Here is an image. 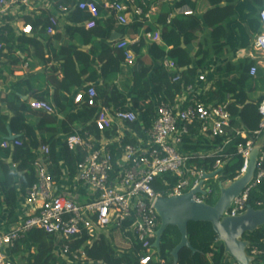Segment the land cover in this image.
I'll return each instance as SVG.
<instances>
[{"label": "trees", "instance_id": "16d2710c", "mask_svg": "<svg viewBox=\"0 0 264 264\" xmlns=\"http://www.w3.org/2000/svg\"><path fill=\"white\" fill-rule=\"evenodd\" d=\"M239 4L245 6L244 12L248 18L256 20L258 33L261 32L258 12L264 7V0H175L173 5L162 3L156 24L160 30L162 41L165 46L170 47L169 50L166 53L155 43H151L148 46L151 60L145 62L142 59L141 49L146 46V42L143 37H140L139 43L133 46V51L138 55V68L126 77L120 86L112 84L111 77H108L121 70L124 62L121 50L109 46L105 41H99L94 48V52L97 54L93 53L90 57L88 54H83V59H80L81 53L77 47H62L60 50L63 55L61 68L64 75L60 88L69 92L72 88L81 86L84 82L83 77L87 74L93 79L100 77L102 83L95 86V105L87 107L85 104H80L77 112L70 113L66 120L60 122L58 125L60 131L64 134L73 129H91L96 132L93 121L102 106L115 110L138 111L139 121L148 127L154 116L157 103L172 102L184 87L195 86L198 81V73L208 67L212 57L229 56L233 53V49L229 45L232 34L227 24L236 20L235 7ZM182 6L197 12L196 15L178 14L170 20V23H167L173 8ZM52 11L42 9L39 14L34 16H24V22L31 25L29 35L18 34L12 25L11 17H7V21L0 27V60L6 59L0 62V81L7 78L2 66L8 62L10 64L17 63L19 58L15 56V53L23 50L26 45L32 47L34 56L40 57L41 62H48V59H45L44 55L40 53L41 43L35 33L41 35L45 33ZM87 18V14L80 11H72L65 17L66 28L71 33L83 35L85 42L89 37L111 39V32L114 29L123 36L127 29L125 26L114 27L112 24H107L103 28L98 24V21V25L96 24L95 27L85 29L80 23ZM130 27L134 29L135 33L141 28L144 31L152 29L150 24L136 22ZM130 27L128 28L130 29ZM185 42H196V50L192 55L184 46ZM234 43L236 47L242 45L238 40H234ZM165 56L175 62L176 69L167 71L163 67L162 60ZM7 59H9L8 62ZM255 65L256 60L249 57H239L234 62L216 65L212 71L214 76L212 84L200 98L204 105L225 104L232 118L231 126L240 127L246 132V136L235 135L234 132L228 131L230 142L224 146L220 155H214L213 152L223 145L227 137L207 138L197 135V129L192 128L183 138L180 146V151L196 154L192 160L193 163L210 174L215 173L214 177L206 181L211 188V198L206 200L210 205H213L218 198L217 183L232 182L240 174L243 159L237 153L238 146L244 145L248 140H251L253 145L256 142V135L252 133L259 129L258 107L264 100V67L257 66L255 75L250 76L249 70ZM97 66H99V71L96 70ZM178 72H180V78L173 82L172 79ZM26 82L27 80L12 82L10 84L11 94L19 92L20 87ZM253 92L258 93L256 99L248 96V93ZM65 98L67 97L65 96ZM3 100L6 101L7 106L6 111L0 110V124L3 123V118H6L10 132L16 135L15 140L20 141L18 146L0 149V170L2 171L0 176V210L6 208L10 217L16 208L17 196L24 195L36 181L33 169L36 149L42 144L49 146L48 171L55 181L61 175L58 155L62 158L70 175L75 173L78 157L65 146H60V153H58L55 134L45 141H39L35 134V128L25 120V112L29 107L25 104H18L14 100H8L7 97ZM39 112L42 114L40 123L43 126L54 122L52 114ZM139 121L131 124L132 127L138 129ZM1 127L4 129L3 125ZM261 151L263 153L262 168L264 169V146ZM202 154L204 155L203 159L197 157ZM8 159L10 162L4 161ZM216 160L223 162L221 168H213ZM15 173L19 174L18 179L15 178ZM164 181L173 184L175 178L168 174L163 175L153 184L154 189L160 191L166 188L163 184ZM257 201L264 203V179L252 188L249 194L248 204L251 207L255 209L264 207H257L255 204ZM187 233L189 243L195 253H192L188 248H182L178 253L177 264H234L229 260L230 257L224 254L222 244L216 241L217 237L210 223L189 222ZM242 239L249 242L246 249L248 254L252 248L262 251V254L254 256L251 264H264V226L252 233H245ZM179 241L178 230L174 227L168 228L161 237L160 252L156 253L148 264H174L170 253ZM54 242V237L35 229L15 243L9 251V256L16 264H66L64 259L53 252ZM83 244L84 238H81L70 243V248L74 250ZM83 251L88 259L102 261V264H139L140 245L136 242H133L130 251L117 252L105 237L101 236L91 246L84 245Z\"/></svg>", "mask_w": 264, "mask_h": 264}, {"label": "built area", "instance_id": "2783aa9c", "mask_svg": "<svg viewBox=\"0 0 264 264\" xmlns=\"http://www.w3.org/2000/svg\"><path fill=\"white\" fill-rule=\"evenodd\" d=\"M35 1L0 0V27L11 15H29L26 11L34 6ZM174 1L49 0L44 9L53 10L57 14L49 15L45 31L53 34L59 24L58 15L66 17L72 11L87 14L88 18L80 23L85 29L95 27L103 12L121 26L135 22L146 24L150 22L151 15L159 4H172ZM177 10L183 15L193 13L188 8ZM258 18L261 32L255 36L253 48L258 55L264 57V7L258 12ZM167 23H170V17ZM17 33L29 35L30 23H24ZM141 36L150 42L161 41L158 30L143 31ZM141 36L138 35L139 40ZM134 43V40L126 38L113 43V47L123 52L125 63L134 61V53L129 48ZM162 65L166 69L175 68V63L167 58H164ZM255 73L256 66H252L249 75L254 76ZM179 78L180 75L177 74L172 81L176 82ZM206 80L205 72H201L198 81ZM195 90V86L188 85L172 102L157 103L148 127L139 121L138 111L100 107L93 121L96 132L91 129H76L66 133L60 143L61 147H67L78 157L74 175L69 174L63 163L61 175L55 181L48 171L49 146L42 144L36 149V159L33 162L36 181L24 194L25 201L33 210L16 227L0 232V264H16L9 256V251L19 239L35 229L54 237L53 252L58 257L76 264H102L99 260L88 259L83 246H91L101 236L106 237L109 232L116 231L129 241L131 248L133 242L140 245L139 264H148L157 253L152 247L160 225L155 211L156 200L186 194L195 189L200 181H203L201 189L206 193L195 194L193 199L206 202L205 199L211 195V188L206 185L205 179L210 173L192 162L196 154L180 151L183 138L192 128L197 129V135L207 138L226 136L223 145L213 152L214 155H220L231 140L228 131L231 130L235 135L243 134L242 129L232 128V118L225 104L204 105ZM95 98L96 89L89 85L78 91L73 100L78 106L85 104L92 107L95 105ZM29 107L34 111L54 113V107L44 100L34 99L30 101ZM258 113L259 129L252 133L255 135L264 130V100L258 107ZM137 121L140 122L138 129L131 125ZM18 145V140L0 139V149ZM253 146L252 141L248 140L237 148V153L243 159L239 176L246 172ZM197 157L203 159L204 155ZM262 161L263 153L260 150L252 180L232 200L224 216L234 217L245 212L251 189L264 179ZM222 166L223 162L216 160L213 168ZM166 174L175 178L174 183L164 181L166 188L156 191L153 184ZM65 179L70 180L69 184L74 191L70 192L64 186L59 187V183H63ZM255 204L257 207L264 206L261 201ZM81 238H84V244L71 250L70 243ZM260 254L261 250L252 248L249 255Z\"/></svg>", "mask_w": 264, "mask_h": 264}, {"label": "crops", "instance_id": "0c3cea01", "mask_svg": "<svg viewBox=\"0 0 264 264\" xmlns=\"http://www.w3.org/2000/svg\"><path fill=\"white\" fill-rule=\"evenodd\" d=\"M48 2L49 0H36L34 6L31 7L29 11L27 10L26 13H28L30 16L39 14V12L45 8ZM173 3L172 4L169 3V4L173 5ZM161 4H159L156 10L152 13L150 22L146 23L152 26V29L148 31L158 30L160 32L156 24V20L160 11ZM181 8H187V7L186 6L174 7L169 16L170 20L175 15L181 14V12L177 10ZM244 11H245V6L243 4L237 5L235 7L236 20L227 24V27L232 34V37L229 39V45L233 49V53H231L229 56L212 57L208 63V67H206L205 69H203V71H200L198 73L199 75L201 72H205V76L207 78V80L203 82L196 81L195 92L197 95H199V100L201 96L204 93H206V91L210 88L212 84L214 77L212 71L216 65L226 62H234L239 57H249L256 60V65H255L256 67L257 66L264 67V57L258 55L253 49V40L255 36L258 34V27L256 20L252 18H248V16ZM192 12L193 13L191 15H196L197 13L195 11ZM53 13L57 14L55 11L50 12V14ZM24 15H25L24 13H21L10 16L12 20V25L15 27L16 32H20L22 25L25 23ZM58 16H59L58 19L59 24L55 28V32L53 34H47L46 31L43 35L37 34V32L35 33L36 37L41 43L40 53L44 55L45 59H48V62L46 63L41 62L40 57L38 58L37 56H34L32 47L30 45H26L23 47V50L15 53V56L19 58L17 63L10 64L8 62L9 59H7L8 63L2 66L3 72L4 74L7 75V78L4 81H0V110L2 112L6 111L7 103L5 100H3V98L5 97H7L8 100L16 101L18 104H25L27 107H29L30 101L34 99L44 100L50 103L54 107V113L52 114V116H54L53 117L54 122L47 123L43 126L40 123L42 114L39 111L32 110L30 107L25 112V120L31 127L35 128V134L36 137L39 139V141H45L51 135L55 134V144L58 148V153H60V143L65 134L60 131L58 125L60 124V122L66 120L70 113H75L80 108V106L74 103L73 100L74 95L78 91L82 90L84 87H87L88 85H93L95 87L96 85L102 83L100 77H96V79H93L91 78V76L87 74L83 77L84 82L81 86L72 88L69 92H66V90L64 91V89L60 88L61 80L64 75L63 70L61 68L62 58H63L62 57L63 55H61L60 53L61 48L66 46H75L80 50V53L82 54V55L80 54L81 57L79 58L83 59V54H88L89 57L92 56L93 53L97 54V52H94L95 51L94 48L97 46V43L99 41H105V43L113 47V43L119 39L126 38L128 40H132V41L134 40L135 43L129 45V48L134 53V61L130 64L123 62L121 66V70L117 74L108 77V78L111 77L112 84L120 86L122 81L126 77L130 76L131 73L138 68V63H137L138 55H136V53L133 51V46L139 43L138 35L141 36L144 29L141 28L137 33H135L134 29L130 27L133 24L132 23L128 26H125L127 29L123 36L120 33L116 32L114 29L111 32L112 34L111 39L104 40L102 38L99 39V38L89 37L88 40L85 42V38L83 35L79 33H71V31L66 28V19L64 16L61 15ZM98 22H99L98 24L101 25L103 28L107 24H112L114 25V27H121V25L115 23L112 20V18L106 16L104 12L102 13V17ZM128 27H130V29ZM144 40L146 42V46H144L141 49V54H142V59L145 62H149L151 60L148 50V46L151 45V43H155L158 47L162 48L166 53L170 48L165 46V44L162 41V38L161 41L158 42H150L147 41L146 39ZM234 40H238L242 45L240 47H236ZM184 46L192 55L196 50L197 44L195 42V45L192 46L190 42H185ZM164 58L170 59L168 56H165ZM2 60L5 61L6 59L3 58ZM2 60H0V62ZM125 68H130L131 69L130 73L124 74L123 71ZM176 68L177 66L175 64L174 69ZM4 69L5 70L8 69L9 74H7ZM96 70L99 71V66L96 67ZM166 70L172 71L173 69H166ZM178 74L180 75V72H178ZM24 80H27V82L20 87L19 92H15L14 95H12L10 90V84L12 82H21ZM65 96L67 98H65ZM248 96L252 99H256L258 97V93L257 92L248 93ZM234 118L236 119V117ZM2 125L4 126V129H2L1 127ZM232 128L240 129V127H232ZM74 130L76 129H73L72 131ZM230 132L232 131L230 130ZM8 133L16 137L15 134H12L10 132L7 119L3 118V123L0 124V139L6 138L8 136ZM241 136H246V132L243 131V134ZM255 145H258L260 147V150L264 146V130L256 134ZM58 157L60 162V169H62L63 167L62 158L60 157V155H58ZM4 161L7 163L10 162L9 159ZM1 172L2 171L0 170V176H1ZM18 176L19 174L15 173L16 179H18ZM69 183H71L70 180L65 179L63 183H59L61 184L59 185V187L64 186L67 190H70V192H72L74 191V188ZM229 183L230 182H226L223 184L227 185ZM79 190H81V187H79ZM32 210H33L32 207L25 201L24 195L19 194L17 196L16 208L10 217L8 216V210L6 208L0 210V232L16 227L21 222L22 218L25 215L30 214ZM111 236H113V234L109 232L108 235H106L105 239L107 241L109 240L108 242L115 249V251L128 252L131 250L129 241L124 237H122L118 232L114 237V240H112ZM115 241L117 243H115ZM229 260L235 264V262L231 258ZM66 261H67L66 264H75L74 262L69 261V259H67Z\"/></svg>", "mask_w": 264, "mask_h": 264}, {"label": "water", "instance_id": "95a60500", "mask_svg": "<svg viewBox=\"0 0 264 264\" xmlns=\"http://www.w3.org/2000/svg\"><path fill=\"white\" fill-rule=\"evenodd\" d=\"M6 139L14 140L15 137L8 133ZM259 151L260 147L254 145L249 154L248 166L244 174L227 185L222 182L217 183L218 198L213 205L204 201L197 202L193 199L195 194L205 195L206 192L201 189L203 181H200L195 189L186 194L158 198L155 202V211L159 217L160 225L152 244L156 252H160V241L165 231L170 227L176 228L180 234V241L170 254L173 263L177 264L178 253L182 248H188L192 253H195L188 240V223L208 222L216 234V241L222 244L226 256H229L235 264H251L254 256L247 253L246 249L249 242L242 239V236L264 226V207L255 209L248 205L244 213L234 217L224 216L223 214L232 200L252 180ZM214 175L215 173L207 174L205 179L208 180Z\"/></svg>", "mask_w": 264, "mask_h": 264}, {"label": "rangeland", "instance_id": "374dc122", "mask_svg": "<svg viewBox=\"0 0 264 264\" xmlns=\"http://www.w3.org/2000/svg\"><path fill=\"white\" fill-rule=\"evenodd\" d=\"M190 43H191L192 46L195 45V42H190ZM253 49H254V48H253ZM129 66H130V65H129ZM4 70H5V69H4ZM130 70H131L130 68H125L124 71H123V73H124V74H128V73H130ZM5 72H6L7 74H9V73H8V69L5 70ZM5 75H6V74H5ZM206 185H207V183H206ZM210 198H211V197H210ZM204 199H205V198H204ZM207 199H209V197L206 198L205 200H207ZM111 234H113V236H111V237H112V240H114V237L116 236L117 232H116V231H112ZM111 237H110V238H111ZM108 241H109V240H108ZM115 243H117V242L115 241Z\"/></svg>", "mask_w": 264, "mask_h": 264}]
</instances>
